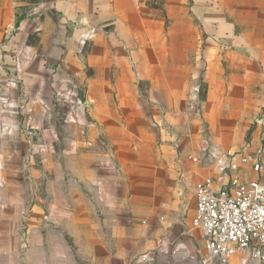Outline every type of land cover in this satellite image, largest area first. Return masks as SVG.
Returning a JSON list of instances; mask_svg holds the SVG:
<instances>
[{
    "label": "crops",
    "instance_id": "obj_1",
    "mask_svg": "<svg viewBox=\"0 0 264 264\" xmlns=\"http://www.w3.org/2000/svg\"><path fill=\"white\" fill-rule=\"evenodd\" d=\"M199 1L204 10L213 9L211 0ZM254 1L255 10L264 11V0ZM219 5L228 9L225 0ZM201 21L216 36L226 30L218 19L216 24L212 23L208 14L201 15ZM148 25L151 34L145 33ZM158 26V19L144 17L139 0H0V96L11 91V98L18 88V79H23L24 89H31L33 82H39L41 89V78L26 75L42 74L53 66L64 76L80 77L88 69L93 75L89 81L99 79L100 88L106 92L112 86L109 80L114 69L117 74L127 75L125 81L115 83L121 102L139 105L142 101L131 67L112 66L110 45L118 37L129 48L130 40L138 43L144 35L152 37ZM255 30L259 32V27ZM226 41L231 45L225 49L203 52V80L209 92L198 119L238 125L252 122L264 97L260 86L264 75V37H232ZM126 53L127 61L139 57L135 51L131 57ZM144 63L136 65V77L158 90V55L152 54L150 65ZM193 76L196 77L194 72ZM14 103L29 110L33 106V112L41 114L37 100L17 99ZM25 112L24 122L31 121L33 114ZM16 115L14 110L0 111V264H145L155 255L169 254H181L197 264L204 257L205 241L199 259L194 258L189 247L186 207L181 205L182 214L148 213L142 221L145 226L139 225V213L130 208L128 195L121 193L125 180L121 165L116 169L107 165L108 157L96 152L94 142L92 146L78 143L68 158L64 150L57 149L54 158L53 151L42 143L32 147L29 132L17 130L16 119L20 116ZM137 118L145 120L141 113ZM233 131L237 133L235 128ZM237 136L240 138L239 133ZM215 138L213 133V142ZM32 151H39L36 161ZM172 154L167 151L162 156L159 149L149 153L148 160L153 162L135 164L137 177L132 184L175 187ZM157 157L166 158L167 165L155 162ZM187 180L185 176L181 180L183 188L188 185ZM138 192L141 200L153 194L148 188ZM178 192L179 197L182 191ZM192 194L194 199V187ZM26 206L31 212L28 236L23 243L15 236V229ZM137 242L144 251L138 249ZM144 253L150 260L136 262V256ZM242 260L240 253L231 264H241Z\"/></svg>",
    "mask_w": 264,
    "mask_h": 264
},
{
    "label": "rangeland",
    "instance_id": "obj_2",
    "mask_svg": "<svg viewBox=\"0 0 264 264\" xmlns=\"http://www.w3.org/2000/svg\"><path fill=\"white\" fill-rule=\"evenodd\" d=\"M221 1L211 0L213 9L204 10L205 6L199 0H139L144 17L159 20L153 36L144 35L138 43L135 39L130 40L127 43L129 48H125V43L118 37L110 45L112 66H119L120 69L131 67L132 79L137 84L142 101L139 105L127 106L121 102L115 83H122L127 75L121 72L117 74L114 69L109 80L112 86L106 92L100 88L99 83L102 81L99 79L96 82L89 81L93 75L88 69L80 77L73 74L64 76L57 66H53L45 73L26 75L31 79L41 78V89L39 82H33L31 89H24L23 79H18V88L12 95V100H37L41 114L33 112V106L30 107L31 111L16 104L13 109L16 117L20 116L19 120L16 119V128L29 132L28 141L32 147L42 143L53 151L54 158L56 150L62 149L68 158L78 143L92 146L94 142L96 152L105 153L108 157L107 165L114 169L121 165V176L125 178L122 180L121 193L128 195L130 208L139 213V225L145 226L142 221L146 220L145 215L148 213L177 211L182 214L181 205L186 207V233L195 259L204 253V237L199 230L190 228L194 206L192 189L211 171V167L203 162L192 164L189 157L200 154L204 140L217 149L225 150L260 136L251 121L238 125L230 121L208 122L198 119L209 92L208 84L203 80L206 72L203 52L225 49L231 45L226 40H232V37H264V11L255 10L257 3L254 0H225L227 10L221 8ZM203 14H208L212 23L216 24L215 19H218V23L225 25L226 30L222 35L216 36L209 32L201 21ZM256 26L259 32H256ZM150 28V25L145 26V33L151 34L147 30ZM133 51L139 57L125 60L126 52L127 57H131ZM153 53L159 58L158 90L151 89L147 80H138L135 72L139 63L144 61L147 65L151 64ZM261 78L260 86L263 88L264 75ZM5 92L6 97L11 94V91ZM23 110H26L25 115L33 114L31 121L24 122ZM139 113L143 114L145 120L137 118ZM234 128L240 138L234 134ZM213 133L216 135L215 142ZM158 149L162 156L167 151L173 153L175 187L169 189L168 186L142 187L132 184L137 177L135 164H148L151 161L148 160L149 153ZM31 155L36 161L35 156L38 157L39 151H32ZM155 162L167 165L166 158L157 157ZM184 176L188 177V185L183 188L181 180ZM246 178L260 179L264 183V165L262 174L256 176L249 172ZM142 188H148L153 194L141 200L138 190ZM178 191H182L179 197ZM15 236L18 237V234ZM142 244L137 242L138 249L144 251ZM145 264H194V261L184 259L181 254H169L155 255L152 261Z\"/></svg>",
    "mask_w": 264,
    "mask_h": 264
},
{
    "label": "built area",
    "instance_id": "obj_3",
    "mask_svg": "<svg viewBox=\"0 0 264 264\" xmlns=\"http://www.w3.org/2000/svg\"><path fill=\"white\" fill-rule=\"evenodd\" d=\"M14 108V100L0 96V111ZM252 126L259 131L257 138L225 150L204 140L200 154L189 157L192 164L203 162L211 167L194 186L190 225L205 241V255L197 264H231L240 253L241 264H264V183L246 178L249 172L257 176L263 170L264 102ZM30 212L26 208L20 213L15 229L23 243L29 232ZM149 260L145 253L135 258L138 263Z\"/></svg>",
    "mask_w": 264,
    "mask_h": 264
}]
</instances>
